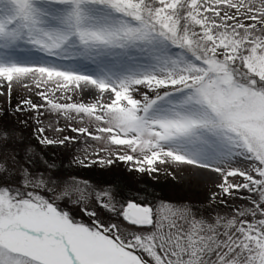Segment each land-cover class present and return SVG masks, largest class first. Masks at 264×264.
<instances>
[{
    "label": "snow or ice",
    "instance_id": "obj_1",
    "mask_svg": "<svg viewBox=\"0 0 264 264\" xmlns=\"http://www.w3.org/2000/svg\"><path fill=\"white\" fill-rule=\"evenodd\" d=\"M29 83L45 103L14 112L79 134L38 145L89 137L77 165H189L218 191L198 208L64 178L0 115V264H264V0H0V89Z\"/></svg>",
    "mask_w": 264,
    "mask_h": 264
},
{
    "label": "rangeland",
    "instance_id": "obj_2",
    "mask_svg": "<svg viewBox=\"0 0 264 264\" xmlns=\"http://www.w3.org/2000/svg\"><path fill=\"white\" fill-rule=\"evenodd\" d=\"M40 90L43 89H37L30 83L28 87H25L24 84L14 85L10 95L6 88L0 89V115L3 116L5 122H10L24 133L28 143L32 146V150L42 159L47 158L55 161L64 178L76 177L87 180L94 186L111 187L115 191L123 193L124 196L140 193L141 198H143L146 191L152 194L149 198L157 202L169 201L181 205H195L198 208L211 206L210 197L213 192L218 191L215 185L219 178L215 173L205 178L201 177L198 174L199 169L193 166L175 163L160 164L159 162L156 164L157 172L141 173L130 170L132 167L130 164L118 160L108 167L97 164L85 168L73 162L77 157L83 158L85 149L91 152L96 147V142L85 136H79V142H74L70 146V150L59 145H38L33 133L36 128L41 126L45 128V134L52 139L62 138L64 135H79L67 130L66 124L69 121H65L62 117H58L55 113H49L45 109H41L44 114L41 116L39 124L35 119L37 115L35 111H26L23 115L14 112L22 99L30 98L37 104H44L45 101L37 95ZM89 99L90 97L87 95L83 96V102L87 103ZM73 100L80 102L81 96L75 95ZM20 121H27V124L21 125ZM72 123L73 126H84L87 120L80 125L75 122ZM56 128L65 130L63 133H58L55 131ZM237 203L240 202L237 201ZM73 214L77 219L88 221V217L76 208H73ZM100 216L104 220L109 218V214L102 210Z\"/></svg>",
    "mask_w": 264,
    "mask_h": 264
},
{
    "label": "bare ground",
    "instance_id": "obj_3",
    "mask_svg": "<svg viewBox=\"0 0 264 264\" xmlns=\"http://www.w3.org/2000/svg\"><path fill=\"white\" fill-rule=\"evenodd\" d=\"M198 171H199L198 174L201 175V177H205V178L206 177L208 178L209 176H211V174H214L212 172H208V171L206 172L205 170H200V169Z\"/></svg>",
    "mask_w": 264,
    "mask_h": 264
}]
</instances>
